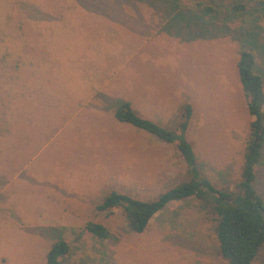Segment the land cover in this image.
I'll return each mask as SVG.
<instances>
[{"label":"rangeland","instance_id":"374dc122","mask_svg":"<svg viewBox=\"0 0 264 264\" xmlns=\"http://www.w3.org/2000/svg\"><path fill=\"white\" fill-rule=\"evenodd\" d=\"M203 7L205 17L188 12ZM241 50L264 86V0H0V264H45L56 240L68 247L62 264H227L215 217L194 198L139 234L121 209L95 207L110 192L152 201L189 179L174 145L113 118L121 101L172 131L189 106L184 137L200 176L234 190L249 136ZM253 175L264 206V141ZM250 264H264V245Z\"/></svg>","mask_w":264,"mask_h":264},{"label":"trees","instance_id":"16d2710c","mask_svg":"<svg viewBox=\"0 0 264 264\" xmlns=\"http://www.w3.org/2000/svg\"><path fill=\"white\" fill-rule=\"evenodd\" d=\"M203 8L195 9L197 15L192 13V8H188V12L205 17L209 14V9ZM228 10L233 14L241 13L244 12V5L233 3ZM180 15L185 19L183 14ZM235 68L249 117V136L245 144L240 180L234 190H217L200 176L191 146L184 137L190 116L189 106L184 107L181 120L176 130L172 131L140 118L128 102L121 101L114 105L113 118L165 144L174 145L186 167L189 179L163 192L152 201H140L110 192L95 207L97 212L110 213L114 208L121 209L128 230L139 234L152 216L169 203L194 198L200 208L208 209L215 217L213 232L220 257L227 264L251 263L260 247L264 245V206L252 187L253 167L258 164L259 151L264 141V112L261 111L264 106V94L262 78L256 72L255 58L250 50L239 52ZM83 230L96 239L108 238V232L100 224L87 222ZM67 255V245L62 240H56L46 253L45 264H62Z\"/></svg>","mask_w":264,"mask_h":264},{"label":"crops","instance_id":"0c3cea01","mask_svg":"<svg viewBox=\"0 0 264 264\" xmlns=\"http://www.w3.org/2000/svg\"><path fill=\"white\" fill-rule=\"evenodd\" d=\"M173 5V6H172ZM164 13H166L167 17V25L170 26L168 29L173 30L179 26L177 18L179 17L178 10L175 5V1H173L171 4L166 5V8L163 10ZM143 36V34H142ZM262 91L264 94V86L262 81ZM261 111L264 112V106L261 107Z\"/></svg>","mask_w":264,"mask_h":264}]
</instances>
